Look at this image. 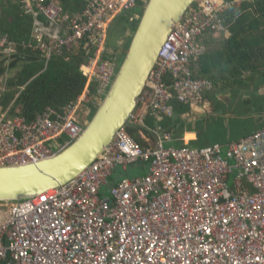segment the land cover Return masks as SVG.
I'll return each instance as SVG.
<instances>
[{"label":"built area","instance_id":"2783aa9c","mask_svg":"<svg viewBox=\"0 0 264 264\" xmlns=\"http://www.w3.org/2000/svg\"><path fill=\"white\" fill-rule=\"evenodd\" d=\"M138 1L93 0L82 17L69 21L60 19L55 3L24 0L36 3L51 23L61 22L64 34L51 42L39 38L34 49L50 59L89 37L96 49L85 72L104 95L117 69L115 60L103 58L105 36ZM238 5L240 0L196 4L163 45L131 120L146 127L149 116L172 117L171 88L182 102L210 90L208 80L192 77L189 63L203 54L204 37L224 31L223 14ZM18 52L15 42L0 36V55ZM95 100L86 89L61 113L50 110L31 122L0 110V167L57 154L82 132L79 104L89 110ZM148 130L155 140L142 135L146 148L122 130L74 181L0 206V264H264V128L229 143L226 159L221 145L176 148L167 146L172 139L162 127ZM135 167L143 174L115 177Z\"/></svg>","mask_w":264,"mask_h":264},{"label":"trees","instance_id":"16d2710c","mask_svg":"<svg viewBox=\"0 0 264 264\" xmlns=\"http://www.w3.org/2000/svg\"><path fill=\"white\" fill-rule=\"evenodd\" d=\"M92 1L44 0V5L55 3L61 8L60 19L69 16V21H71L82 17ZM27 5L32 8V10L28 9L29 12ZM143 5L144 0H139L137 8H141ZM138 12L140 15V11ZM133 13V11L123 13L112 21L108 34L109 39L113 42V50H110V45H106L104 59L116 60L117 56L114 54L118 50L117 39L127 35L137 26L138 20L133 17ZM41 21L51 23L41 13L36 3L27 2L24 4V0H0V36L17 44L19 52L15 53L16 55L24 54L32 56L34 59V61L18 65L19 68L14 76L10 78L5 76L6 83L0 97V110L5 112L10 109V115L22 117L27 122L35 120L39 115L48 114L50 110L61 113L64 107L75 103L86 89L89 90L90 97L102 98V95L97 91V84L90 83L85 72L88 58L93 55L96 49L94 43L87 37L71 48H63L59 52L54 51L48 59L40 51L34 49L39 38L47 42H51L53 39L36 31V25ZM69 21L65 23V26L70 24ZM51 24L58 30L56 37H63V31L59 29L61 22ZM223 26L224 31L220 35L227 33L228 36L225 39L222 38L218 44L216 43L209 50L210 52L203 53L191 60L189 69L194 79L208 80L211 83V94L207 92L205 95L207 97L204 98L211 103L212 113H219L220 108L226 104L227 107H224L230 112L234 110V114L240 119V130L249 135L264 128V119H258L257 114H252L249 108H245V104L237 105L238 94L245 92L251 96V101L252 99L258 101L260 98L259 103L264 101V95H256V88L264 87V1L240 0V5L223 14ZM210 34L204 37L201 42L212 43L214 40L210 39L212 37ZM9 57L5 54L0 55V60ZM167 83L168 85L175 83L172 76L169 75ZM225 91L233 93L228 97L230 100L224 102L225 99L216 98V94L221 95ZM171 93L173 98L169 105L172 106L173 116L175 113L174 117L163 116L162 121H158L156 116H149L145 120L146 127L139 126L131 120L130 125L125 128L126 132L143 148H146L148 143L142 135L148 136L152 141L155 140V136L148 130L149 128L162 127L165 134L170 135L172 139V142H168L167 146L176 148L185 147L180 140L185 133L195 132L198 140L189 144L202 148L206 145L203 140H206L204 137L207 136V128L212 126L207 123L212 118L208 114L199 115L193 112L196 103L189 100L187 102L180 101L172 88ZM202 99L203 97L200 98V101ZM97 103H99L98 100L89 104L91 112L88 121L95 114ZM186 115L195 117V125L188 122ZM205 124L209 127H206ZM207 140L216 141L212 138H207ZM134 170L144 172L143 168L135 167L126 173H118L119 175L115 177L120 180L131 179L133 177L130 173ZM231 179L229 180L230 185L232 184Z\"/></svg>","mask_w":264,"mask_h":264},{"label":"water","instance_id":"95a60500","mask_svg":"<svg viewBox=\"0 0 264 264\" xmlns=\"http://www.w3.org/2000/svg\"><path fill=\"white\" fill-rule=\"evenodd\" d=\"M199 2L144 0L136 17L137 26L130 32L123 54L118 55L120 65L112 82L80 136L40 162L0 167V206L17 204L69 184L106 151L117 133L130 125L169 35ZM46 25L55 28L49 22ZM31 61L33 57L24 54L0 60V97L5 76H14L18 65Z\"/></svg>","mask_w":264,"mask_h":264},{"label":"rangeland","instance_id":"374dc122","mask_svg":"<svg viewBox=\"0 0 264 264\" xmlns=\"http://www.w3.org/2000/svg\"><path fill=\"white\" fill-rule=\"evenodd\" d=\"M141 9L140 8H136L133 10V17H137L139 15V12ZM119 28V27H118ZM109 33V31H108ZM107 33V35L105 36V43L107 46H111L110 50H113V42H111V40L109 39V34ZM129 33H127V35H124L122 38L119 37L117 39V47L118 50L117 52L114 54V56H117L116 58V64H117V69L118 66L120 65V57H118V55H122L124 50H125V46L126 43L128 42V38H129ZM219 34V33H218ZM218 34L213 35L214 37L218 36ZM220 35V34H219ZM227 33H225L224 35H220L218 38V40H221L222 38L225 39V37H227ZM116 41V40H115ZM222 41V40H221ZM108 53V52H107ZM110 53V52H109ZM108 53V54H109ZM112 54V55H113ZM5 79L3 80V84L5 87ZM3 87V89H4ZM227 92V91H226ZM258 92L260 94H264V89L259 88ZM217 99H222L225 101L230 100L228 97L230 96L229 93L227 92L226 94L222 93L221 95L216 94L215 95ZM237 102V101H236ZM227 107L226 104L223 105L222 108H220V112L219 113H212L213 109L211 107V103L205 98H203L198 104H195V107L193 109V112L195 113H199V115H204V114H208V116H210L212 119H210L208 121L207 124H209L211 126V128H207V136H205L204 138H212V139H223V141L225 140H230L234 133L240 130L241 127V122L239 121L240 119L236 117V115L234 114V110L233 111H228L225 107ZM201 108L203 109V112L201 111V113L198 111V109ZM245 109V108H244ZM88 110V105L85 103H81L79 104V106L76 109V115L77 118L80 122V124L82 126H84L87 122V120L89 119V115H87V111ZM246 110V109H245ZM217 111V110H216ZM175 116V113H174ZM173 116V117H174ZM198 116V115H196ZM205 124L206 127H209V125ZM194 125V124H193ZM195 132L191 133V140H190V144H193L195 142H197L198 137L197 134ZM206 140H203V142H205ZM235 141V140H233ZM233 141H229L230 143ZM188 143V146H190V144ZM227 145H222L223 148H226ZM222 155H223V151H222ZM143 174V171L140 172L137 170H134L130 173L131 177L137 176V175H141Z\"/></svg>","mask_w":264,"mask_h":264},{"label":"crops","instance_id":"0c3cea01","mask_svg":"<svg viewBox=\"0 0 264 264\" xmlns=\"http://www.w3.org/2000/svg\"><path fill=\"white\" fill-rule=\"evenodd\" d=\"M40 24H38V25H36V31H38L39 33H41V34H44V35H46V36H49L50 38L52 37V38H55L56 36H57V34H58V30H57V28L55 29H52V27H48L47 25H46V23L44 22V21H41V22H39ZM52 29V30H51ZM46 31V32H45ZM37 35H38V33H37ZM220 35H218V36H216V37H211L210 39H212V40H214L212 43H209V44H206V43H201L200 45H201V47L204 49V52L203 53H206V52H210L209 50L210 49H212L213 48V46L217 43H219L220 42V40H218V39H216V38H218ZM107 50V49H106ZM193 60V59H192ZM259 88H261V89H264V87H262V86H258L257 88H256V95L258 96H263L264 94H260L259 92H258V90H259ZM228 93H229V95L231 94V95H233V93L231 92V91H227ZM226 91L225 92H223L224 94H226L227 93ZM207 94V92L205 91V92H201L198 96H196V99H194L193 101H192V103H199V99L201 98V97H207V96H205ZM209 94H211V92L209 93ZM208 94V95H209ZM239 96H241L240 97V100H239ZM250 95L249 94H245V92L244 93H240V94H238V104L237 105H241V104H245V108L246 109H248L249 108V110H250V112L252 113V114H257V118L258 119H260V120H263L264 119V101H262V102H258V101H260V99H258V101H255L254 99H252V101H251V99H250ZM97 100H98V102H100L101 101V99H99V97L98 98H96ZM97 100H95V102H97ZM206 100V99H205ZM237 103V102H236ZM99 103H97V105H98ZM90 106V105H89ZM198 111L201 113V111L203 112V110H201L200 108L198 109ZM90 112H91V108L88 110V112H87V115H89L90 114ZM199 114V113H198ZM187 117V119H188V122L189 123H191V125H195V123H196V121L194 120L195 119V117H191V116H189V115H186ZM157 119H158V121H162V117H157ZM88 121V120H87ZM191 133L192 132H187V133H185L184 134V136H182L181 138H180V140H181V142H183V144L184 145H188V143L190 142V140H191V138H192V136H191ZM195 134V133H194ZM248 134H246V132L245 131H242V130H239V131H237V132H235L234 133V135H233V137L230 139V140H225V141H223V139H214V140H216V141H208L207 139V141H205V144L206 145H204L203 147H210L211 145H216V144H218V145H228L230 142L229 141H233V140H235V141H237V140H239V139H241V138H243V137H245V136H247ZM210 143V144H209ZM226 148H223V155H222V152H221V156L222 157H224L225 159H226Z\"/></svg>","mask_w":264,"mask_h":264},{"label":"clouds","instance_id":"9594fccd","mask_svg":"<svg viewBox=\"0 0 264 264\" xmlns=\"http://www.w3.org/2000/svg\"><path fill=\"white\" fill-rule=\"evenodd\" d=\"M211 89H212V85H211V87H210V90H208V91H206V92H210ZM102 97H103V95H102ZM203 98H204V97H203ZM101 99H102V98H101ZM199 101H200V99H199Z\"/></svg>","mask_w":264,"mask_h":264},{"label":"flooded vegetation","instance_id":"af4514ba","mask_svg":"<svg viewBox=\"0 0 264 264\" xmlns=\"http://www.w3.org/2000/svg\"><path fill=\"white\" fill-rule=\"evenodd\" d=\"M87 123V122H86Z\"/></svg>","mask_w":264,"mask_h":264}]
</instances>
